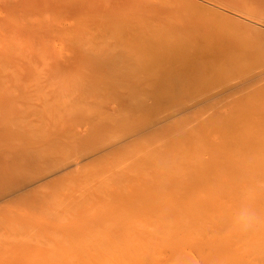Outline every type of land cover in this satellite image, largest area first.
I'll list each match as a JSON object with an SVG mask.
<instances>
[{"label": "bare ground", "instance_id": "bare-ground-1", "mask_svg": "<svg viewBox=\"0 0 264 264\" xmlns=\"http://www.w3.org/2000/svg\"><path fill=\"white\" fill-rule=\"evenodd\" d=\"M0 264H264V0H0Z\"/></svg>", "mask_w": 264, "mask_h": 264}, {"label": "clouds", "instance_id": "clouds-1", "mask_svg": "<svg viewBox=\"0 0 264 264\" xmlns=\"http://www.w3.org/2000/svg\"><path fill=\"white\" fill-rule=\"evenodd\" d=\"M259 214L254 210H243L237 217V225L240 230L247 232L255 228L259 222Z\"/></svg>", "mask_w": 264, "mask_h": 264}]
</instances>
